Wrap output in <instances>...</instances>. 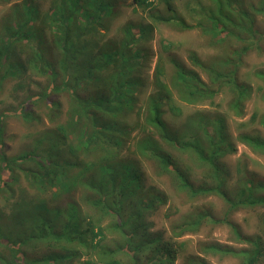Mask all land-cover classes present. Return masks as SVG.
<instances>
[{
  "label": "trees",
  "instance_id": "1",
  "mask_svg": "<svg viewBox=\"0 0 264 264\" xmlns=\"http://www.w3.org/2000/svg\"><path fill=\"white\" fill-rule=\"evenodd\" d=\"M37 1L0 0V5L11 6V19L7 13L0 26V88L16 80L15 91L25 93L14 110L0 114V194L6 192L5 201L15 198L17 169L26 183L10 203V214L2 217L0 212V264H175L185 243L175 247L161 233L152 231L149 216L166 197L143 184L140 161L167 173L176 193L185 195L188 202L212 194L227 204L221 219L206 208L197 209L188 221L172 226L174 237L197 231L207 221L209 225L229 226L234 240L250 247L236 249L204 242L197 245V254L185 255L182 264H207L206 256L216 255L238 258L239 264H264V238L244 236L229 219L238 208L264 205V181L253 173H244L236 199L227 190L228 172L220 160L234 149L225 133L224 119L191 115V127L177 131L162 118L164 106L179 113L170 85L180 102L191 105L211 102L226 89L232 95L231 108L240 110L250 89L238 83L236 68L250 47L244 42L255 40L253 17L264 15V0L256 2L258 7L251 4L254 12L245 11L244 18L229 27L230 37L241 48L227 47L226 54L236 53L238 57L223 58L224 71L191 57L206 73L208 84L175 60L174 72L167 78L159 60L153 78L156 90L147 95L141 107L137 88L143 80L148 25L140 24L138 32L130 24L123 25L118 40L105 43L102 34L109 31V24L117 16L115 0H85L82 4L79 0H50L46 10ZM133 1L153 7L159 0ZM217 19L221 25L223 19ZM69 47L78 54L76 57L67 50ZM33 77L46 81L44 88L38 86L37 93L31 89ZM51 94L64 98V123L57 121L63 102ZM28 102L46 108L53 126L34 139L30 149L13 157L2 155L3 118L23 111L20 116L30 120L32 114L22 108ZM136 105L139 111L135 112L133 128L125 120ZM260 123L264 127V117ZM130 127L143 136L131 137ZM148 130L157 132L166 146L187 154L196 167L204 169L203 181H190L186 170L162 153ZM183 135L191 139L185 140ZM238 139L253 151L264 153V139L249 135ZM134 141L136 148L131 152ZM124 148L126 153L121 152ZM28 163L32 164L30 168L22 166ZM31 190L36 194L30 195ZM78 190L88 211L79 209L74 199ZM260 224L264 227V218ZM10 227L17 231L11 233ZM109 233L118 238L111 246L103 243ZM32 245L36 250L28 252L27 247Z\"/></svg>",
  "mask_w": 264,
  "mask_h": 264
},
{
  "label": "rangeland",
  "instance_id": "2",
  "mask_svg": "<svg viewBox=\"0 0 264 264\" xmlns=\"http://www.w3.org/2000/svg\"><path fill=\"white\" fill-rule=\"evenodd\" d=\"M13 1L16 2L17 0ZM49 1L38 0L37 2L40 4L42 10H46ZM257 1L159 0L153 7H149L141 6L133 0H115L114 6L117 16L109 24V31L103 32L101 40L105 43L118 40L120 36L119 29L126 24L133 26L135 32H138L140 24L153 27L152 29L145 28L148 39L144 41V44L148 51L147 55L143 58L142 84L137 88V101L139 107H141L147 95L156 90L153 78L155 76V67L159 60L164 65V74L167 78L174 72L172 61L175 60L188 70L196 73L201 81L208 84L209 79L206 73L192 62L191 57H197L200 62L205 63L207 66L214 65L217 69L224 71L226 60H223V58L238 57L236 53L226 54L227 47H233L234 49L241 48L230 37L229 27H233V22H237L239 18H244L243 13H246L245 11L251 13L253 11L252 7H258ZM68 2H74V0H68ZM84 2L85 0H79L78 3L82 4ZM251 4L254 5L250 7ZM10 7L8 4L0 5V26L2 21L4 23L6 14L8 13L9 15ZM82 8L84 9V7ZM9 18L11 19L10 15ZM217 18L223 19L221 25ZM161 19H170L171 21L164 22ZM253 20L254 24L252 27L257 30L256 41L250 39L247 43L244 42L250 47L242 54L241 63L236 68L238 83L244 84L250 89L248 96L241 102L240 110L234 111L231 108L230 101L232 95L226 89L217 93L211 102L205 101L191 105L180 102L177 99L178 96L174 88L170 85L171 95L179 113L169 110L167 106H164L165 112L162 117L168 127H172L177 131L181 127H191L188 122L192 121L188 120L191 115L203 117L220 116L224 119L225 133L229 137L234 151L225 155L220 161L223 168L228 172L226 188L232 193L234 199H236L237 189L240 187L241 182L239 179L245 177L244 173H253L264 181V153L253 151L238 139L240 135L258 136L264 139V127L260 123L262 117H264V38L260 39L261 34L264 35V15H255ZM222 25L226 30L221 27ZM239 33L243 36L245 35L243 32ZM67 50L72 52L74 57L78 55L73 53V48L71 47ZM15 82L16 80H11L10 82L3 83V86L0 88V114L6 111L11 112L25 98V93L15 91ZM45 82V78L33 77V82L31 83L32 92H39L38 86H43L42 88H44ZM51 96L63 102V104L61 102V114H59L57 121L59 120V122L64 123L67 117V105L64 98H62V95L51 94ZM41 106H37L35 102L23 103L22 108L24 111L29 113V115L30 113L32 114L30 120H24L20 116L24 113L23 111L20 115L9 113V116L3 118L4 123L2 124L5 125V134L3 136V144L1 145L2 155L13 157L18 155V153L30 149L33 140L38 139L44 130L50 129L53 126L45 114L47 109ZM60 110H58V113ZM137 111L139 109H137L136 105L132 113L125 120L133 128L136 121L135 112ZM141 113L142 118H144L145 112L141 110ZM33 116L34 118H32ZM36 117H39L40 121H36ZM138 123H140L139 120ZM128 129L132 130L131 127ZM148 132L159 142V148L162 150V153L165 156L171 157L186 170L187 178L190 181L194 183L203 181L202 174L204 169L196 167L191 157L170 149L159 139L157 132L152 130H148ZM186 133L188 134V132ZM132 136L140 138L141 135L137 130H132ZM183 139L190 140L191 137L187 138L183 135ZM135 142H132L131 152H134L136 148ZM121 152L126 153L127 149H121ZM22 166L30 168L32 164H22ZM139 166L143 175V184L163 193L166 197L165 202L158 205L157 209L149 216V221L152 223V231L161 233L164 240H170L175 247L181 242L185 243L184 248L178 251L179 256L176 257L175 264H182V259L185 255L197 254V245L204 242L216 243L236 249L240 247L250 248L247 243L242 244L234 240L232 229L229 226L224 224L209 225L207 221L197 231L187 232L180 238L174 237L172 226L188 221L189 217L197 209L206 208L215 218L221 219L225 215L227 204L222 198L212 194L200 197L193 202H188L185 195L176 193L175 185L167 173L162 174L152 164L145 161H140ZM16 173L19 180L14 187L15 198L11 201H5L4 198L7 197L6 192L0 194V212L2 217L10 214V203L18 198L20 189H25L24 174L18 169ZM207 181L209 182V179ZM35 192V190H31L29 194L34 195L36 194ZM80 192L82 191L78 190L76 192L74 199L80 204L79 209L88 211L83 204L84 202H82ZM168 214L170 216H167ZM263 218L264 205L252 208H238L229 217L231 222L237 226L239 232L244 236H260L261 238H264V227L260 224ZM11 230H13L11 233L17 231L15 228H11ZM105 238L103 243L109 246L118 240L117 236L112 233H109ZM27 248L28 252L36 250L33 245ZM91 257L93 258V256H89L88 259ZM86 258V256L85 258L82 257L81 260ZM206 261L207 264H239V259L231 256H206Z\"/></svg>",
  "mask_w": 264,
  "mask_h": 264
}]
</instances>
